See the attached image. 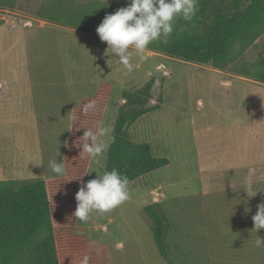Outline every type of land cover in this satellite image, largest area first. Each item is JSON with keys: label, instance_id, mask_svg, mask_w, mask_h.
I'll list each match as a JSON object with an SVG mask.
<instances>
[{"label": "rangeland", "instance_id": "1", "mask_svg": "<svg viewBox=\"0 0 264 264\" xmlns=\"http://www.w3.org/2000/svg\"><path fill=\"white\" fill-rule=\"evenodd\" d=\"M128 2L0 0V60H3L0 74L11 72L7 62H18V50L13 46L17 41L16 30L25 32L30 74L44 76L50 81H68L63 85V92H77V105L82 99L91 97L99 85H110L97 130L106 127L111 131L99 137L100 141L109 144L123 112L126 114L123 128L130 140L136 144H147L151 155L167 160L163 168L130 182V198L121 205L104 213L93 212L85 222L76 218L73 224L68 225L71 234L90 236L104 250L96 258L97 264H105L108 260V250L103 244L108 238L104 233L105 224L110 221L118 231L120 226L124 228L123 233L116 230V236L123 235V248L113 247L111 257L116 255L117 261L120 250H123L131 264H139L141 257H137L136 244L129 237L133 233H142L144 238L145 221L151 219V213L158 214V206L182 202L184 196L198 187L210 192L214 184L208 175H203L204 170L209 175L221 167H234L235 171L251 170L248 179L238 181H255V190H264L263 24L259 27L260 35L251 45L247 46L249 37L244 36L243 42L241 39L235 41L227 61L202 64L173 57L166 52L170 40L183 34L188 26L192 25L196 35L204 31L203 24L194 23L193 18L190 21L178 18L166 41L161 37L141 53L130 49L129 70L115 57L105 53L107 43L101 41L96 32L106 14L127 6ZM92 34L98 36L99 41L97 37L93 39ZM8 43L11 44L9 50L6 49ZM23 56L21 51L22 60ZM17 66L21 69L19 64ZM49 88L54 91L56 86L53 84ZM51 90H48L47 101L54 105V109L46 108L45 113L36 115V137L43 157L40 164L32 153L24 159L21 155L16 156L15 152L21 148L31 152L35 132L25 124L21 128L13 126L16 116L0 111V190L8 188V192L12 191L16 181L29 180L27 177L36 175L33 171L40 165L47 179L64 176L65 167L63 174H55L48 165L54 159L61 162V156L64 160L73 110L66 113L65 106L69 103L64 99L61 107ZM124 93L134 94L136 101L140 102L141 105L132 102L135 111L128 109L122 101ZM227 106L233 107L234 111L225 116L219 110ZM230 116L232 124L235 120L239 125H223L224 117ZM23 117L19 116V122H27V117L24 120ZM107 150L96 161L89 159L86 170L89 173L84 175V182L106 171ZM227 161L229 164L226 166ZM16 170L22 171L18 173ZM196 175L201 176L197 178ZM256 196L264 199L263 194ZM190 202L197 200L191 198ZM65 204L67 207L68 203ZM130 223L131 226L127 227ZM118 237L113 239L115 246L120 241ZM21 250L15 251L11 247L7 250L10 255L5 258L6 251L0 253V264H31L29 250Z\"/></svg>", "mask_w": 264, "mask_h": 264}, {"label": "trees", "instance_id": "2", "mask_svg": "<svg viewBox=\"0 0 264 264\" xmlns=\"http://www.w3.org/2000/svg\"><path fill=\"white\" fill-rule=\"evenodd\" d=\"M193 21L203 24L201 35H196L190 25L183 34L170 40L166 52L202 64L227 61L237 39L243 42L244 36L249 37L248 46L260 35L259 27L264 26V0H198ZM109 88L108 83L99 85L91 97L82 99L73 109L65 143L64 176L18 180L12 191L0 190V253L6 251L4 258L10 255L7 250L14 247L15 251L29 250L31 264H81L85 256L89 258L88 264H97L96 258L104 250L90 236L72 235L68 225L76 220L75 193L81 187L80 181H85L90 159L81 151L79 142L84 128L97 131ZM122 101L134 111L132 102L140 103L134 94L126 93ZM89 103L94 107L85 113L84 106ZM125 122L126 114L121 112L108 144L106 171L117 169L127 176L129 185L136 178L163 168L167 160L151 155L147 144L130 140L123 128ZM150 216L155 222L160 218L159 212ZM161 249L165 253L164 245Z\"/></svg>", "mask_w": 264, "mask_h": 264}, {"label": "crops", "instance_id": "3", "mask_svg": "<svg viewBox=\"0 0 264 264\" xmlns=\"http://www.w3.org/2000/svg\"><path fill=\"white\" fill-rule=\"evenodd\" d=\"M16 31L17 41L13 46L14 48L17 47L18 50V62H15V60L13 63L7 62L8 65H6L10 67L11 72L0 74V111L16 116L13 126L21 128L25 124L29 130L35 132L32 136L35 142L31 152L23 148L19 152H15L16 156L21 155L20 157L24 159L28 157L26 155L32 153L37 156L36 160L40 164L43 157L39 140L36 137V130H38L36 115L45 113L44 109L46 108L54 109V105L47 101L48 90H51L49 86L53 84L56 86V89L51 90V92L55 95L54 99H58L59 103L62 104L61 107L64 106V99L69 103L65 106L67 107L66 113L69 110L71 112L77 106L76 98L78 95L77 92H71L70 89L69 92L66 91L69 95L63 92L65 89L63 85H67L68 82L66 80L56 79L55 81L51 80L54 81L51 82L44 76L30 74L29 63L26 58L25 32ZM91 37L93 39L97 37V41H99L98 36L92 34ZM10 46L11 44L8 43L6 49L9 50ZM21 51L24 52L23 60L21 59ZM2 61L0 60V65L3 63ZM17 64L21 69H18ZM56 106L57 103H55ZM219 111L226 116V114H233L234 109L227 106L220 108ZM19 116H24L23 120L27 117V122H19L21 121ZM222 124L225 126L228 124V126L239 125L235 120L232 124V116L224 117ZM26 151L28 152L26 153ZM61 158L63 163V157L61 156ZM230 162L233 163V160H230ZM228 164L227 161L226 166ZM41 166L33 171L36 172V175L27 178L47 179V175H45ZM233 170L234 167H221L210 175L204 170L203 175H208L212 184H214L210 192L206 193L201 187H198L184 196L182 202L174 201L158 206L159 216L162 219L156 222L152 219L145 221L146 234L144 238L142 233H135V235L133 233L129 237L136 244L137 257H141L140 262L142 264H264V244L259 247L256 244L259 238L264 240V228L257 230V232L252 229V216L257 211V205L264 204V199H259L256 194L264 195V190L260 188L255 195L247 196V191H256V182L238 180L248 179L251 170ZM16 171L19 173L22 170ZM198 176L201 175L195 177L198 178ZM208 184L211 185L209 182ZM249 185H251L250 188ZM213 186H216V188L213 189ZM191 198H194L197 202H190ZM113 223V221H110L105 224V227L109 224L113 230L111 232L106 228L104 232L108 237L107 241L104 239L103 244L106 245V247L104 246L106 251L108 250V260L105 264H131L127 259L128 254H124L123 250L119 252V261L115 260L116 255L113 258L111 257V249L116 247L113 239L118 237L116 236L118 230L112 227ZM129 226H131V223L127 225V227ZM120 228L122 230L119 229V231L123 233L124 228L121 226ZM131 229L132 227L129 230ZM118 239L120 240L118 243L122 242L123 235H119ZM161 239H164L162 245L165 246V253L161 249Z\"/></svg>", "mask_w": 264, "mask_h": 264}, {"label": "clouds", "instance_id": "4", "mask_svg": "<svg viewBox=\"0 0 264 264\" xmlns=\"http://www.w3.org/2000/svg\"><path fill=\"white\" fill-rule=\"evenodd\" d=\"M197 11L198 0H129L127 6L118 8L114 13L106 14L97 26L96 32L100 40L107 43L105 53L115 57L117 62L131 70L130 49L141 53L149 44L160 40L161 37L166 41L173 33L174 22L178 18L190 21ZM93 107L94 104L89 103L83 110L86 113ZM84 129L79 146L90 159L96 161L108 147L106 142L99 140V137L108 135L111 130L106 127H100L96 132ZM58 161L57 159L49 161L48 167L55 174H63V163ZM87 173L89 172H85ZM80 182L81 187L75 193L77 204L73 215L82 222L87 221L91 213L107 212L130 198L128 178L115 168L103 174H97L95 178L86 182L82 180ZM257 191L246 193L251 197ZM252 220V229L256 232L264 228V204L257 205V211L252 216ZM256 244L259 247L264 244V240L259 238ZM116 247L123 248V243H118ZM88 259L85 256L81 264H88Z\"/></svg>", "mask_w": 264, "mask_h": 264}, {"label": "water", "instance_id": "5", "mask_svg": "<svg viewBox=\"0 0 264 264\" xmlns=\"http://www.w3.org/2000/svg\"><path fill=\"white\" fill-rule=\"evenodd\" d=\"M106 228L109 229V231L113 232V230L110 228V225H109V224L107 225ZM114 233H115V232H114Z\"/></svg>", "mask_w": 264, "mask_h": 264}]
</instances>
